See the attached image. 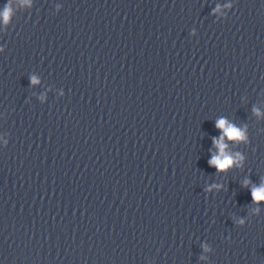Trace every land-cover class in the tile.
Returning a JSON list of instances; mask_svg holds the SVG:
<instances>
[{"label":"clouds","instance_id":"1","mask_svg":"<svg viewBox=\"0 0 264 264\" xmlns=\"http://www.w3.org/2000/svg\"><path fill=\"white\" fill-rule=\"evenodd\" d=\"M4 19L5 20L8 19L7 11H5L4 13ZM216 126L220 129H224L225 134L230 139L231 138L239 139V138H242L243 136V133L239 129H236L235 127L230 126V127L225 128V122L223 120L218 121ZM214 143H216L217 147L220 149V156L214 157L211 161H209V163L211 165L216 166L218 170H225L226 168H228L229 166L233 164L234 162L233 158L225 153L224 149L226 145H224L222 142L215 141V140H214ZM253 199L255 201H260L261 199H264V188L260 190H254Z\"/></svg>","mask_w":264,"mask_h":264}]
</instances>
